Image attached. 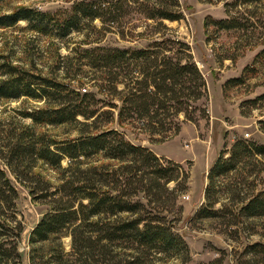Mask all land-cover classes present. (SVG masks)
<instances>
[{"label": "trees", "instance_id": "16d2710c", "mask_svg": "<svg viewBox=\"0 0 264 264\" xmlns=\"http://www.w3.org/2000/svg\"><path fill=\"white\" fill-rule=\"evenodd\" d=\"M261 1L264 0L225 1L227 16L216 19L207 15L205 29L209 25L215 30L248 29V25L253 26L255 21L244 15V10L239 7L242 4L256 5ZM133 4L137 13L152 20L158 28H168L163 22L165 19L184 18L179 0H73L69 8L55 11L20 6L0 14V26H9L18 19H25L29 29L63 38L74 30L97 28L93 21L99 19L101 24L98 30L105 32L114 28L115 24L119 26V17ZM257 20L261 22L263 18L258 17ZM117 32L122 37L127 35L123 29ZM128 34H133V29ZM161 36L162 39H152L143 47L100 44L83 46L78 55L79 71L83 66L99 71V89L119 101V104L108 101L111 108H117V121L139 124L153 140L166 137L167 131L177 133L180 129V113L184 120L195 122L199 117L208 116L206 106L198 103L208 96L207 83L193 58L190 45L174 35L163 33ZM256 56H264V48ZM249 68L253 70L250 65L243 71ZM244 77L245 73H242L227 79L223 89L231 84L242 83ZM84 89L83 92L72 89L64 83L34 75L15 65H9L0 73L1 97L55 95L61 98L55 108L26 111L25 115L34 122L77 121V115H82L86 119L92 118L89 124L97 128L96 118L101 112L97 114V108L90 107L96 101L95 94ZM260 99L264 100V93L248 102L255 106ZM103 111L108 113L106 120L114 117L111 109ZM259 124L260 130L264 132V118L259 120ZM26 131L28 134L16 135L15 140L9 144L5 163L17 178L31 184L30 192L34 198H47L50 203V210L33 227L31 241L45 240L64 226L82 221L90 226L95 236L80 234V246L93 250L96 246L94 243L101 242L99 259L102 262L107 260V255L112 258V248L116 243L125 244L134 250L135 255L124 264H146L148 256L155 252L188 254V247L180 235L162 222V216L153 215L152 210L148 209L154 206L158 208L155 210L161 212L159 206L168 202L175 205L179 192L187 188L189 173L179 163L159 157L147 146L131 142L114 128L98 132L80 129L76 137L63 142L48 139L45 135L35 136L30 129ZM98 154L116 160L118 165L110 168V163L98 165L88 162ZM64 157L68 161L63 169L69 173L54 190H50L49 181L39 174L24 171L37 159L60 167ZM263 158L264 143L244 137L236 138L229 149H222L206 173L204 202L196 209L193 218L213 217L220 210L215 207L219 201L218 187L222 183L219 177L244 170L250 164L254 167L257 163L263 164ZM161 159H165L167 165L162 164ZM171 181L175 183L170 187ZM14 193L9 177L0 168V201L10 203ZM138 194L145 201L133 198ZM237 201L240 204L237 208L240 216L264 215L262 190L241 196ZM94 216H100L106 221L92 219ZM246 252L261 254L264 259V242L249 244ZM17 256L15 243L11 245L7 239L0 237V264H20L16 260Z\"/></svg>", "mask_w": 264, "mask_h": 264}, {"label": "rangeland", "instance_id": "374dc122", "mask_svg": "<svg viewBox=\"0 0 264 264\" xmlns=\"http://www.w3.org/2000/svg\"><path fill=\"white\" fill-rule=\"evenodd\" d=\"M72 1L0 0V14L11 12L20 6L55 11L69 8ZM179 1L184 18L163 20L168 28H158L152 20L145 19L136 12L134 4L127 7L124 15L119 17V26L115 24L114 28L105 32L98 30L101 24L99 19L93 21L97 28L74 30L63 38L31 30L25 19H18L9 26H0V73L9 65H15L81 92L86 88V92H93L96 98L90 107L97 108V114L101 112L96 118L97 128L89 124L92 118L86 119L82 115H77V119L88 122H34L25 115L26 111L55 108L61 98L55 95H21L11 98L0 96V168L9 177L10 185L15 190L10 203L0 201V237L7 239V243L11 245L15 243L18 253L16 260L20 264H124L135 255L129 246L116 243L112 248V258L107 255L105 262L100 261L101 242H95L93 250L80 246V234L95 236L90 226L82 221L64 226L45 240L31 241V231L43 214L50 210V203L47 198H34L30 192L31 184L17 178L5 163L9 144L15 140L16 135L28 134V129L35 136L45 135L48 139L63 142L76 137L80 129L98 132L110 128L121 131L133 143L147 146L159 157L179 163L189 173L187 188L179 192L175 205L172 206L170 202L163 204L159 206L161 212L155 210L158 208L154 206L148 208L153 215L162 216V222L180 235L188 247V254L155 252L148 256L146 264H264L261 254L246 252L249 244L264 242V215L246 217L237 212L239 197L258 190L264 192V158L263 164L257 163L255 167L250 164L244 170L219 177L222 183L218 187L219 201L215 203V207L220 210L213 217L193 218L196 209L204 202L206 173L220 151L229 149L239 137L264 143V132L259 128V120L264 118V100H258L255 106L248 102L264 93V56H256L264 48V1L256 5L242 4L239 7L244 10V15L255 21L253 26L248 25V29L244 30H215L212 25L205 29V17H226L224 2L233 0ZM258 17L263 20L259 22ZM121 29L127 31L124 37L117 32ZM132 29L133 34H128ZM163 33L177 36L190 45L193 58L207 83L208 96L198 103L206 106L208 116L199 117L195 122L184 120L180 113L179 131H167L166 137L153 140L139 124L117 121V108H111L108 101L118 104L119 101L105 90L99 89V71L88 66H83L86 71H79L78 55L81 47L96 44L143 47L152 39H162ZM98 37L100 38L97 39ZM3 64L6 66H2ZM250 65L253 70L249 68L243 71ZM242 73H245L242 83L231 84L223 89L227 79ZM104 109H111L114 117L106 120L108 113L102 112ZM67 161L64 157L58 167L37 159L24 171L39 174L49 181L50 190H54L69 173L63 169L67 166ZM160 161L164 165L168 163L165 159ZM88 162L98 165L110 163V168L118 165L116 160L104 158L100 154L93 156ZM174 183L169 182V186ZM133 198L145 201L141 194ZM92 219L105 220L100 216Z\"/></svg>", "mask_w": 264, "mask_h": 264}]
</instances>
